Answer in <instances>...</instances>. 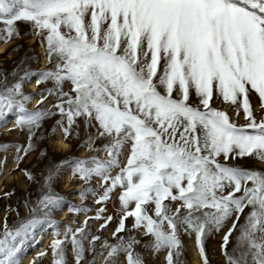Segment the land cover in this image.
I'll use <instances>...</instances> for the list:
<instances>
[{
	"label": "snow or ice",
	"instance_id": "snow-or-ice-1",
	"mask_svg": "<svg viewBox=\"0 0 264 264\" xmlns=\"http://www.w3.org/2000/svg\"><path fill=\"white\" fill-rule=\"evenodd\" d=\"M18 21L43 35L49 63L55 58V70L41 73L37 85L54 83L47 96L57 99L58 124L63 127L66 119L65 139L80 117L89 124L94 120L100 137L109 139L96 149L106 159L80 160L73 170L85 183L99 177L108 185L98 203L117 186L123 189L124 215L113 233L117 243H103L106 264H118L121 253L127 264H144L135 252L140 241L119 236L128 217H134V228L143 227L153 237L146 248L167 250V264L181 254V227L195 233L202 262L208 264L205 239L233 216L221 244L227 264H264V172L227 163L245 157L264 162V119L257 121L250 103L254 92L264 108V0H0V40L19 36ZM66 81L71 92L63 91ZM193 93L199 98L196 107ZM47 96L41 94L40 103ZM215 97L234 105L237 116L242 109L247 123L238 125L212 108ZM31 99L21 83L0 89V116L18 110L17 124L28 128L30 141L40 122L53 114L28 112L25 104ZM126 144L127 163L113 176ZM32 147L30 142L24 154ZM61 200L46 194L38 209L47 217ZM148 205H154L155 218ZM95 218L100 219L99 212ZM41 222L34 217L15 230L5 224L0 264H18V252ZM234 232L239 234L229 251ZM87 239L85 228L69 229L51 244L52 264H67L69 242L75 264H89ZM99 239L89 241V250L95 251Z\"/></svg>",
	"mask_w": 264,
	"mask_h": 264
},
{
	"label": "rangeland",
	"instance_id": "rangeland-1",
	"mask_svg": "<svg viewBox=\"0 0 264 264\" xmlns=\"http://www.w3.org/2000/svg\"><path fill=\"white\" fill-rule=\"evenodd\" d=\"M16 27L19 32L18 37L14 36L7 42L0 40V47L4 46L5 52L0 55V89H3L5 85L11 87L15 83H21L23 94L32 97L25 104L28 112H35L39 109L45 112L50 111L53 114L40 122L41 126L35 130L31 141L28 128L17 124L22 115L18 110L6 112L0 116V234L4 232L5 224L10 230H15L31 218L41 219L42 222L34 228L18 252L17 261L18 264H24L23 258L30 256L28 264H52V242L57 238L64 239L69 229L76 232L79 228H85L88 233V239L84 242L85 259L89 264L93 262L94 264H106L108 249L103 247V243L105 241L108 244L117 243L113 233L124 215L119 200L123 189L117 186L110 193L107 201L98 203L97 201L103 196L108 185L104 184L99 177H93L90 182L85 183L78 176H73V170L77 161L90 160L93 157L100 160L106 159V153L96 151V149H103L104 145L109 143V139L100 137L98 125L94 120L89 124L83 117L77 118L71 135L65 139L66 119L63 127L58 124L62 117L54 107L57 99L55 96H47L48 90L54 88V83L47 81L37 85L41 73L55 70V58L52 63H49L44 36H37L30 23L18 21ZM71 89V83L66 81L63 84V91L71 92ZM160 90L163 91V89ZM41 94L47 96L43 103H40ZM191 103L194 107L199 105V98L194 93L191 96ZM250 103L257 121L264 119V108L261 107V101L254 92L250 94ZM211 107L226 112L238 125L247 123L242 109L237 116L236 107L224 102L222 98L215 97L211 101ZM90 137L91 143H89ZM58 141L66 143L68 148L59 149ZM30 142L33 146L32 150L25 155L23 150L28 148ZM129 153L130 145L126 144L119 157L120 166L112 169L113 176L117 175L126 165ZM18 157H22L19 164H17ZM221 162L223 163L222 159ZM227 163L264 172V162L253 157L230 159ZM25 172L30 173L32 179H28ZM67 175L69 183L65 180ZM49 193L61 197L62 200L60 205L52 209L45 217L44 210L38 209V201ZM82 193H85L83 197ZM74 194L79 199L75 198ZM165 203L169 202L165 201ZM171 206L175 210L179 206V201L172 203ZM134 207V204L130 205V208ZM147 207L149 215L155 218L154 205ZM33 209L37 211L34 212ZM101 209L103 212H100ZM248 211L249 209L246 208L245 212ZM98 212L100 219L95 218ZM62 214L66 216L63 221L61 220ZM107 217H112L110 222L107 221ZM234 218L233 216L232 219ZM232 219L226 221L219 232L213 231L205 239L208 264H227L221 244L224 235L232 226ZM85 221H87V226H85ZM243 222L244 216L242 215L240 223ZM124 223L125 231L120 232L119 236L126 240L134 237L140 241L135 245V252L143 257L144 264H167V250L155 253L145 247L153 240V237L145 235L143 227L139 229L133 227L134 217H128ZM105 224L107 226L103 227ZM49 231L52 232V239L41 251L39 248L42 246V239ZM238 234L234 232L233 237L230 238L229 251L234 247L235 237ZM94 236L100 239L95 241L93 252L89 250L92 248L89 241ZM179 238L182 251L179 257H174L175 264H194V260H197L198 264H203L196 245L195 233L189 234L181 227ZM65 250L67 264H75L70 242L66 244ZM81 264L84 262L82 261ZM118 264H127L123 253L118 257Z\"/></svg>",
	"mask_w": 264,
	"mask_h": 264
},
{
	"label": "bare ground",
	"instance_id": "bare-ground-1",
	"mask_svg": "<svg viewBox=\"0 0 264 264\" xmlns=\"http://www.w3.org/2000/svg\"><path fill=\"white\" fill-rule=\"evenodd\" d=\"M4 53H5L4 52V46H2V47H0V55H3ZM57 146L61 150H66L68 148L67 147L68 145L66 143L62 142V141H58L57 142ZM65 180H66V183H69V176L68 175L66 176ZM77 190H79V189H77ZM74 196H75V198H78L75 194H74ZM65 219H66V216L64 214H62V219L61 220L63 221ZM51 239H52V232L49 231L48 234L45 237H43L42 246L39 248V250L43 251L47 247V245L51 241ZM195 254H196V257H197V253H195ZM29 260H30V256H26V258H23L24 264H28ZM194 264H198V261L194 260Z\"/></svg>",
	"mask_w": 264,
	"mask_h": 264
}]
</instances>
